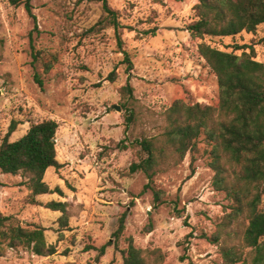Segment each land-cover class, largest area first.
Returning <instances> with one entry per match:
<instances>
[{
	"label": "rangeland",
	"instance_id": "374dc122",
	"mask_svg": "<svg viewBox=\"0 0 264 264\" xmlns=\"http://www.w3.org/2000/svg\"><path fill=\"white\" fill-rule=\"evenodd\" d=\"M31 3L36 22L24 6L0 0V144L13 121L18 126L11 142L33 124L47 120L59 124L60 168L48 170L45 182L61 193L38 200L68 203L70 218L61 238L62 214L27 205L29 190L23 178L0 171V214L14 215L24 225H41L48 244L58 251L44 258L23 248L7 250L0 264H123L128 238L139 249L158 250L163 260L155 264H224L220 246L209 238L230 213L231 203L214 187L204 137L195 155L194 176L193 157L188 154L182 164L155 178L156 190L164 194L158 204L153 190L143 192L148 184L143 174L127 175L137 161L136 150L107 148L129 141L121 88L132 86L149 118H159L179 100L217 107L218 80L200 56L199 44L228 53L236 45H253L256 60L264 63V25L256 35L193 39L186 26L195 19L197 0H109L122 26L121 49L115 29L101 23V0ZM154 28L155 37L145 34ZM124 51L134 66L131 73ZM47 62L53 64L50 72L45 70ZM113 72L115 82L109 81ZM124 213L126 231L119 248L108 247L98 258L102 246L115 242L113 234Z\"/></svg>",
	"mask_w": 264,
	"mask_h": 264
},
{
	"label": "trees",
	"instance_id": "16d2710c",
	"mask_svg": "<svg viewBox=\"0 0 264 264\" xmlns=\"http://www.w3.org/2000/svg\"><path fill=\"white\" fill-rule=\"evenodd\" d=\"M31 1L9 0V3L14 7L24 6L36 22ZM101 2L104 13L101 23L115 29L118 45L123 49L118 13L112 9L109 0ZM193 10L195 19L186 26L193 39H234L244 33L256 35L264 25V0H197ZM157 31L154 28L145 34L155 37ZM233 47L228 53L205 43L198 46L200 56L218 80L220 102L217 107L201 103L189 105L179 100L159 118H149L135 99L132 86L127 84L121 88L122 107L127 111L125 135L129 141L121 140L107 149L136 150L137 161L130 165L127 175L143 174L148 180L143 192L153 190L154 203L158 204L163 203L164 194L156 190L155 178L182 164L188 154L193 157L191 177L194 176L195 155L199 152L200 139L204 137L209 166L215 173L214 187L225 193L231 203L227 208L230 213L224 216L217 233L209 241L220 246L224 264H264V63L256 60L253 45ZM124 53V63L131 73L134 67L131 57L128 52ZM52 67L53 64L47 62L46 72ZM35 79L43 88L40 77ZM115 80L116 73L113 72L109 81ZM17 126L18 123L13 121L1 141L0 171L4 175L23 178V185L29 190L27 205L45 206L62 214L58 225L63 238L62 233L69 226V204L56 201L42 204L38 200L40 196L61 193L45 182L48 170L60 168L56 152L59 124L54 120L33 124L22 138L11 142ZM127 216V213L121 216L113 234L115 242L102 246L98 258L105 255L108 247L119 248L126 231ZM126 241L128 246L122 251L123 264H155L161 260L158 250L139 249L133 238ZM21 248L44 258L58 252L56 246L48 244L46 229L41 225H24L14 215L0 214V257H4L7 250ZM189 264L195 263L190 261Z\"/></svg>",
	"mask_w": 264,
	"mask_h": 264
},
{
	"label": "water",
	"instance_id": "95a60500",
	"mask_svg": "<svg viewBox=\"0 0 264 264\" xmlns=\"http://www.w3.org/2000/svg\"><path fill=\"white\" fill-rule=\"evenodd\" d=\"M116 110L119 111V112L121 111V109L119 107H116Z\"/></svg>",
	"mask_w": 264,
	"mask_h": 264
}]
</instances>
